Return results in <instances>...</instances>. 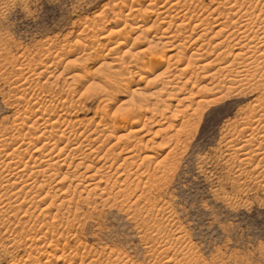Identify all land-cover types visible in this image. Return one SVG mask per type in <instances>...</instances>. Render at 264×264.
Returning <instances> with one entry per match:
<instances>
[{"label":"rangeland","instance_id":"374dc122","mask_svg":"<svg viewBox=\"0 0 264 264\" xmlns=\"http://www.w3.org/2000/svg\"><path fill=\"white\" fill-rule=\"evenodd\" d=\"M235 1L0 0V264H264V12Z\"/></svg>","mask_w":264,"mask_h":264},{"label":"bare ground","instance_id":"6f19581e","mask_svg":"<svg viewBox=\"0 0 264 264\" xmlns=\"http://www.w3.org/2000/svg\"><path fill=\"white\" fill-rule=\"evenodd\" d=\"M226 1V0H225ZM237 1V0H236ZM235 1V2H236ZM247 3H249V4H251V5H253L254 4V9L253 8H250V9H252L251 11H253V12H249V16L248 17H250V16H254V14H256L255 12L256 11H259V12H257V13H263L264 12V9H261V8H258V4H256L255 5V1L254 0H247L246 1ZM179 5V4H178ZM230 5H231V3H230ZM233 5H235V4H233ZM237 5V6H236ZM235 6H234V8H231V9H229V10H231V12H239V10H244V7H243V5L241 4V5H239V2H238V4H236ZM258 5V6H257ZM176 6V5H175ZM247 6V5H246ZM185 7V6H184ZM183 7V8H184ZM224 7V6H223ZM231 7H233V6H231ZM179 8H180V6H179ZM183 8L181 7V10L183 11ZM188 8V7H187ZM218 9V8H217ZM245 9H247V7L245 8ZM134 10V9H133ZM164 10V9H163ZM186 10V9H185ZM136 12V11H135ZM181 12V11H180ZM187 12V11H186ZM185 12V13H186ZM236 12V13H237ZM245 12H247V11H245ZM228 13H230L229 11H228ZM240 14H242L241 12H240ZM136 15V14H135ZM175 16H176V13L174 14ZM237 15H238V13H237ZM247 15H248V13H246V14H244V15H242L241 16V18H240V16H239V20H241L240 22H239V20H238V26H239V29H240V31L241 32H246V31H248L249 32V30H251V28H250V25H247L248 23H247V20H246V18H247ZM257 15H259V14H257ZM256 16V15H255ZM260 16V15H259ZM174 17V16H173ZM251 18V17H250ZM238 19V18H237ZM217 20V19H216ZM248 20L250 21V19L248 18ZM253 20H254V17H253ZM253 20H251V21H253ZM257 20H259V19H257ZM248 21V22H249ZM236 22V21H235ZM224 23V22H223ZM251 23V22H250ZM257 22H255L254 24H256ZM236 24H237V22H236ZM254 24H252V25H254ZM258 24H260V23H258ZM218 25V24H217ZM221 25H223L222 24V22H221V24L219 23V26H221ZM225 25V24H224ZM223 25V26H224ZM169 26V25H168ZM201 26V25H200ZM223 26H221L222 27V30H223ZM252 27V26H251ZM255 27V26H254ZM258 26H256L255 28H257ZM135 28V27H134ZM139 28V27H138ZM138 28L136 27L135 29L136 30H138ZM198 28V27H197ZM238 28V27H237ZM262 28H264V27H262ZM224 29H225V26H224ZM258 29V33L260 32V31H262V29L260 30V28H257ZM206 30V29H205ZM221 30V29H220ZM260 30V31H259ZM164 31H165V29H164ZM206 32V31H205ZM220 32V31H219ZM241 32H239L240 34H241ZM255 32V31H254ZM261 33V32H260ZM234 35H235V33H234ZM255 35H256V33H255ZM259 35V34H258ZM234 37V36H233ZM250 38V37H249ZM254 38V37H253ZM262 38V37H261ZM168 39V38H167ZM248 39V38H247ZM260 40V39H259ZM223 43V42H222ZM241 43V42H240ZM254 43V42H253ZM168 44V43H167ZM166 44V45H167ZM169 45V44H168ZM219 45V44H218ZM246 45V44H245ZM163 47L161 48V49H163L164 48V46L165 45H162ZM264 46V45H263ZM158 47H159V45H158ZM166 47V46H165ZM259 47H260V45H259ZM251 48V47H250ZM255 48V47H254ZM151 49V48H150ZM149 48H146V50H145V52H143V53H146L147 51L149 52V50H150ZM173 49V48H172ZM176 49V48H175ZM174 50V49H173ZM173 50H166L168 53L167 54H169V55H166L167 56V59H169V58H172L173 56H174V58H176V55L174 54V52H173ZM247 50H249V49H247ZM258 50V49H257ZM151 51V50H150ZM163 51V50H162ZM161 51V52H162ZM165 51V50H164ZM165 51V52H166ZM153 52V51H152ZM170 52V53H169ZM155 53V52H154ZM153 53V56H151V54L152 53H148L150 56H148V57H150V59H149V61H148V64H147V66L149 67V66H153L154 68V70H162L163 68H164V66H165V59H163V58H157L156 56H154L155 54ZM158 53V52H157ZM179 53V52H178ZM141 54H142V51H141ZM206 54V53H205ZM142 55H144L145 56V54H142ZM241 55V54H240ZM178 56V55H177ZM238 56V55H237ZM147 57V58H148ZM258 57H260L259 55H258ZM257 57V58H258ZM263 57V56H262ZM202 58V57H201ZM236 59H237V57H235ZM235 58H233V59H235ZM246 59V58H245ZM252 59V58H251ZM259 59V58H258ZM221 60H223V59H221ZM250 60V59H249ZM260 60V59H259ZM263 60V59H262ZM223 61H225V60H223ZM239 61V60H238ZM117 62V61H116ZM143 62H145V61H143ZM211 62V61H210ZM212 62H215V64H216V62L217 61H212ZM220 62V61H219ZM245 62V61H244ZM253 62V61H252ZM141 63V62H140ZM243 63V62H242ZM258 63V62H257ZM212 64V63H211ZM219 64H222V63H219ZM237 64V63H236ZM239 64V63H238ZM264 64V63H263ZM114 65H115V63H114ZM250 65V63L248 64V66ZM252 65H254V64H252ZM251 65V66H252ZM119 66V65H118ZM229 65H227V67H228ZM120 68V67H119ZM49 69V68H48ZM227 69V68H226ZM228 69H230V68H228ZM235 69V68H234ZM240 69V68H239ZM46 70V69H45ZM166 70V69H165ZM236 70V69H235ZM248 70V69H247ZM171 71V70H170ZM219 71V70H218ZM221 71V70H220ZM219 71V72H220ZM228 71V70H227ZM229 71H231V70H229ZM44 72V71H43ZM163 72H164V70H163ZM238 72V71H237ZM245 72V71H244ZM161 73V72H160ZM221 73H223L222 71H221ZM233 72H231V74H232ZM235 73V72H234ZM241 73H243L242 71L238 74V73H236V74H238L237 76H239ZM147 74L148 75H151V74H153V71H151V70H148V72H147ZM169 74V73H168ZM236 74H234V75H236ZM246 74H248V73H246ZM103 75V74H102ZM109 75V74H108ZM116 75V74H115ZM250 75V74H249ZM107 76V75H106ZM110 76V75H109ZM177 76V75H176ZM210 76V75H209ZM115 77V76H114ZM161 77V76H160ZM232 77V76H231ZM240 78L241 77H243V75L241 76H239ZM246 77V76H245ZM244 77V78H245ZM248 77V76H247ZM175 78H177V77H175ZM213 78V77H212ZM215 78V77H214ZM232 78H235V77H232ZM237 78V77H236ZM244 78H242V79H244ZM108 79H109V81H110V77L108 78H106V81L107 82H109L108 81ZM123 79V78H122ZM173 79V78H172ZM153 80V79H152ZM162 80V79H161ZM213 80V79H212ZM31 81V80H30ZM122 81V80H121ZM127 81V80H126ZM171 81V80H170ZM169 81V82H170ZM250 81H251V79H250ZM104 82H105V80H104ZM103 82V83H104ZM111 82V81H110ZM116 82V81H115ZM149 82V81H148ZM169 82H167L166 81V83H165V85H168L169 84ZM106 83V82H105ZM168 83V84H167ZM172 83V82H171ZM105 85H107V84H105ZM107 87V86H106ZM171 87V86H170ZM101 88V87H100ZM102 88H104V87H102ZM165 88V87H164ZM180 89V88H179ZM105 90V89H104ZM203 90H204V87H203ZM206 90V89H205ZM210 91H211V89H209ZM205 92H208V90L207 91H205ZM216 92V91H215ZM92 93V92H91ZM108 93V92H107ZM106 93V94H107ZM90 94V93H89ZM95 94V93H94ZM112 94V93H111ZM135 94V93H134ZM133 94V95H134ZM137 94V93H136ZM140 94V93H139ZM88 95V94H87ZM108 95V94H107ZM215 95V94H214ZM212 96V95H211ZM151 97H153V96H151ZM143 99V98H142ZM185 99V101L187 100L186 98H184ZM166 100H169V99H166ZM171 100V99H170ZM188 100H190V99H188ZM191 100H192V98H191ZM107 101V100H106ZM159 101V100H158ZM180 101V100H179ZM182 101V100H181ZM184 101V100H183ZM182 101V102H183ZM103 102H105V101H103ZM146 102V101H145ZM161 102V101H160ZM204 102H207V101H204ZM148 103V102H147ZM201 103H202V101H199L198 102V105H199V107H201L202 105H201ZM208 103V102H207ZM146 104V103H145ZM144 103H142V102H136V99H135V101L133 102V105H132V110H127L128 112L127 113H125L126 115H121V116H119V117H115V116H113V119H112V121L114 122V123H117V122H120V123H122V124H125V123H129L130 122V120L132 119V117L134 118L135 117V115L137 114V113H139L140 112V114H142L143 113V110H145L144 108H147L146 110H147V112L149 111V109H150V107H149V105L147 104V105H145ZM204 104V103H203ZM67 105V104H66ZM166 106V105H165ZM158 107V106H157ZM170 107V106H169ZM189 107H187L186 108V112H187V109H188ZM105 109V108H104ZM136 109L138 110L137 112H135L136 111ZM189 109H191V108H189ZM188 109V110H189ZM156 110V109H155ZM158 110V109H157ZM190 111V110H189ZM196 111V110H195ZM103 112H105V111H103ZM119 112V111H118ZM146 112V111H145ZM157 112V111H156ZM183 111H181V112H179V113H182ZM119 113H121V112H119ZM136 113V114H135ZM122 114V113H121ZM155 114V113H154ZM159 114H161V113H159ZM33 115V114H32ZM190 115V114H189ZM137 116V115H136ZM140 116H142V115H140ZM182 116H183V114H182ZM115 117V118H114ZM152 117V116H151ZM176 117V116H175ZM184 117V116H183ZM192 117V116H191ZM190 117V118H191ZM46 118V117H45ZM252 119V118H251ZM251 119H249V121H248V124L250 123V121H251ZM263 119H264V113H263ZM48 120V119H47ZM58 120V119H57ZM133 120H135V118L133 119ZM140 120V119H139ZM248 120V119H247ZM258 120V119H257ZM111 121V122H112ZM141 121V120H140ZM160 121V120H159ZM158 121V122H159ZM188 121L189 120H187L185 123H188ZM255 121V120H254ZM110 122V123H111ZM134 122V121H133ZM169 122V121H168ZM257 122V121H256ZM38 123V122H37ZM66 123H68V122H66ZM70 123V122H69ZM99 123H104V124H108L107 122H106V119H105V117L99 122ZM135 123H138V125L140 124L139 122H138V119L137 120H135ZM134 123V124H135ZM150 123V122H149ZM170 123V122H169ZM184 123V124H185ZM260 123H262V122H260ZM103 124V125H104ZM143 124V123H142ZM183 124V123H182ZM247 124V123H246ZM245 124V125H246ZM48 125V124H47ZM67 125V124H66ZM66 125H65V127H66ZM69 125V124H68ZM70 125H72V123L70 124ZM127 125V124H126ZM131 125V124H130ZM133 125V124H132ZM132 125H131V127H132ZM137 125V124H136ZM138 125H137V127H138ZM160 125V124H159ZM251 125H252V122H251ZM260 125V124H259ZM135 126V125H134ZM170 126V125H169ZM174 126V125H173ZM71 127V126H70ZM122 127V126H121ZM140 127V126H139ZM172 127V126H171ZM260 127V126H259ZM42 128V127H41ZM45 128H46V126H45ZM68 129H69V127H67ZM143 128V127H142ZM153 128V127H152ZM64 129V128H63ZM96 129V128H95ZM135 129V128H134ZM150 129V128H149ZM181 129H184V128H181ZM249 129V128H248ZM254 129H256V128H254L253 127V130ZM45 130V129H44ZM48 130V129H47ZM65 130H67V129H65ZM65 130L63 131V130H61V131H63V133L65 132ZM136 130V129H135ZM134 130V131H135ZM140 130H142V129H137L136 131V133L138 134L139 132H140ZM167 130V129H166ZM58 131H59V129H58ZM94 131V130H93ZM99 131V130H98ZM143 131V130H142ZM141 131V132H142ZM156 131H158V130H156ZM162 131V130H161ZM247 131V130H246ZM44 132V131H43ZM46 132H48V134L50 133L51 135H52V133H51V131L49 132V130L48 131H46ZM52 132H53V129H52ZM140 132V133H141ZM182 132V131H181ZM42 133V132H41ZM45 133V132H44ZM63 133H61L62 135H61V137H64L63 136ZM74 133V132H73ZM72 133V134H73ZM82 133V132H81ZM135 133V132H134ZM256 133V132H255ZM48 134L47 133H45V134H43V135H47L48 136ZM65 134V133H64ZM72 134H70V135H72ZM76 134V133H75ZM75 134H73L72 136H74ZM92 134V133H91ZM253 134H254V132L252 133V137L251 136H249L250 138H255V136L256 135H254V137H253ZM42 135V134H41ZM51 135H49V136H51ZM65 135H67V134H65ZM70 135H68V137L70 136ZM80 134H78V136H79ZM53 136H56V135H53ZM77 135H75L74 137H78ZM175 136V135H174ZM264 136V135H263ZM11 137H13V136H11ZM44 137V136H43ZM67 137V136H66ZM66 137H64L63 139L65 140V141H67V139L68 138H66ZM79 137H81V135L79 136ZM171 137V136H170ZM59 138V137H58ZM66 138V139H65ZM52 139H54V138H52ZM51 139V140H52ZM55 139H57V138H55ZM62 139V138H61ZM71 139V138H70ZM63 140V141H64ZM69 140V139H68ZM177 140V139H176ZM175 140V141H176ZM248 140V139H247ZM246 140V141H247ZM46 141V140H45ZM49 141V140H48ZM47 141V142H48ZM53 141V140H52ZM69 141H71V140H69ZM171 141V140H170ZM253 141V140H252ZM19 142V141H18ZM46 142V143H47ZM56 142V144L57 145H59V143L61 142V140L60 141H55ZM72 142V141H71ZM248 142V141H247ZM46 143H44L41 147H43ZM64 143V142H63ZM62 143V144H63ZM67 144H68V142H66ZM73 143V142H72ZM16 144H18V143H16ZM20 144H22V142L20 143ZM50 144H52V143H50ZM47 145H49L48 143H47ZM65 145V144H64ZM70 145V144H69ZM82 145V144H81ZM4 146V145H3ZM20 146V145H19ZM18 146V147H19ZM50 146V145H49ZM68 146V145H67ZM66 145L64 146V147H67ZM20 147H22V145L20 146ZM53 148H54V146H52ZM80 147V146H79ZM79 147H77V148H75V149H78ZM83 147V146H82ZM87 147H89V146H87ZM128 147H129V145H128ZM260 147V146H259ZM262 147V146H261ZM6 148V147H5ZM17 148V147H16ZM15 148V149H16ZM47 148H49V147H47ZM46 148V150L48 151V149ZM55 148H57V146H55ZM62 149H60V151H59V153H58V155H54L53 157H51V155L49 156L50 158L48 159V153H47V157H45V156H42V160L41 159H39V158H37V159H35L34 160V163H33V166H29V164L28 163H24V165H17V164H22L23 162H20L19 161V163H17V164H15L16 165V168H15V173H14V175H17V176H21V175H23V173H25L26 174V172H28V171H31L32 173H34V174H36V175H40V176H48L49 177V175H47V174H49L51 171H55V173L54 172H52V176L51 177H56L57 176V172L59 171H56V169H59V168H56L57 166L59 167V166H62V165H60L62 162H61V160H55L57 157H60V154H62V150H64L63 149V147H61ZM68 148V147H67ZM81 148V147H80ZM92 148V147H91ZM97 148V147H96ZM41 149V148H40ZM49 149H52L51 147L49 148ZM66 149V148H65ZM81 149H83V148H81ZM86 149V148H85ZM88 149V148H87ZM86 149V150H87ZM134 149V148H133ZM45 150V151H46ZM73 150V152L75 151L74 149H72ZM78 150H80V149H78ZM99 150V149H98ZM130 150V149H129ZM44 151V150H43ZM50 151V150H49ZM52 151V150H51ZM80 151H82V150H80ZM83 151L85 152V150L83 149ZM94 153H95V151L96 150H92ZM91 151V152H92ZM35 152V151H34ZM39 152V151H38ZM42 152V151H41ZM57 152V151H56ZM76 152V151H75ZM75 152H74V154H75ZM78 153H79V151H77ZM77 152H76V154H77ZM90 152V153H91ZM2 153V152H1ZM10 153V152H9ZM19 153V152H18ZM55 153V152H54ZM71 153V152H70ZM82 153V152H81ZM107 153V152H106ZM136 153V151H131V152H127V153H124L125 154V157L126 158H124L125 160H124V162L126 161V163H127V161H133V160H135L136 159V156H137V154H135ZM8 154V153H7ZM84 154V153H83ZM92 154V153H91ZM252 154V153H251ZM6 155V154H5ZM9 155V154H8ZM23 155V154H22ZM72 155V154H71ZM81 154H78V156H80ZM250 155V154H249ZM4 156V155H3ZM17 156V155H16ZM15 156V153L13 152L11 155H9V156H6L7 158H10L11 159V161L12 160H14V157H16ZM19 156V155H18ZM20 156H21V154H20ZM68 156V155H67ZM75 156V155H74ZM73 156V157H74ZM84 156V155H83ZM6 157H4V159L6 158ZM24 157V156H23ZM33 157V156H32ZM32 157H30V158H32ZM39 157V156H38ZM70 157H72V156H70ZM76 158H77V156H75ZM6 158V159H7ZM19 158V157H18ZM66 158H68V157H66ZM102 158H103V156H102ZM116 158H118V157H116L115 156V159H114V161L116 160ZM20 159H22V158H20ZM72 159V158H71ZM113 159V158H112ZM147 159V158H146ZM149 159V158H148ZM151 159V158H150ZM38 160H41V161H38ZM64 160H65V158H64ZM64 160H62V161H64ZM99 160V159H98ZM145 160V159H144ZM3 161V160H2ZM4 161H6V160H4ZM22 161V160H21ZM32 161V160H31ZM76 161V160H75ZM106 161V160H105ZM108 161H109V159H108ZM113 161V160H112ZM114 161H113V163H114ZM8 162V161H7ZM25 162V161H24ZM142 162V161H141ZM3 164H4V162H2ZM9 163V162H8ZM11 163V162H10ZM0 164H1V161H0ZM3 164H2V166H3ZM7 164V163H6ZM6 164H5V166H6ZM81 164V163H80ZM80 164H77L78 165V167H76L75 169H77V168H79L80 166H82V164L80 165ZM109 164V163H108ZM112 164V163H111ZM122 164V163H121ZM121 164H120V166H121ZM134 164H135V162H134ZM8 165V164H7ZM64 165V164H63ZM69 165V164H68ZM142 165V164H141ZM92 166V165H91ZM111 166V165H110ZM8 167V166H7ZM11 167V166H10ZM22 167H23V169H22ZM63 167V166H62ZM61 168V167H60ZM81 168V167H80ZM79 168V169H80ZM89 168V167H88ZM87 168V169H88ZM91 168V167H90ZM139 168V167H138ZM14 171V170H13ZM12 171V172H13ZM86 171H88L89 172V170H86ZM87 172V173H88ZM127 172V171H126ZM86 173V172H85ZM86 173V174H87ZM27 174H29V173H27ZM51 174V173H50ZM33 175V174H32ZM70 175V174H69ZM82 175V174H81ZM24 176H26V175H24ZM59 176V175H58ZM23 177V176H22ZM79 177V176H78ZM94 177V176H93ZM10 178V177H9ZM8 178V179H9ZM64 178V177H63ZM75 178H77V175L75 176ZM80 178V177H79ZM88 178H90V177H88ZM20 179H23V178H20ZM50 179H52V178H50ZM69 179V178H68ZM3 180V179H2ZM11 180V179H10ZM65 180V179H64ZM45 181V180H44ZM106 181V180H105ZM46 182V181H45ZM109 182V181H108ZM126 182V181H125ZM30 183V182H29ZM44 183V182H43ZM114 183V182H113ZM43 185H45V184H43ZM47 185V184H46ZM124 185V184H123ZM27 187V186H26ZM71 187V186H70ZM73 188V187H72ZM100 189V188H99ZM67 190V189H66ZM101 190V189H100ZM122 191H124V189L122 190ZM119 192H121V191H119ZM6 193V192H5ZM106 193V192H105ZM122 193V192H121ZM18 195V194H17ZM89 195V194H88ZM111 195V194H110ZM90 196V195H89ZM100 196V195H99ZM108 196V195H107ZM15 197V196H14ZM124 197V196H123ZM40 199V198H39ZM79 199H81V197L79 198ZM84 199H86V198H84ZM1 200V199H0ZM83 200V199H82ZM104 202H106V201H104ZM33 203V202H32ZM59 205H61V204H59ZM35 206V205H34ZM4 210V209H3ZM165 262V261H164Z\"/></svg>","mask_w":264,"mask_h":264},{"label":"snow or ice","instance_id":"6c2138e0","mask_svg":"<svg viewBox=\"0 0 264 264\" xmlns=\"http://www.w3.org/2000/svg\"><path fill=\"white\" fill-rule=\"evenodd\" d=\"M208 119H209V122L211 123L214 120L213 114L209 113Z\"/></svg>","mask_w":264,"mask_h":264}]
</instances>
